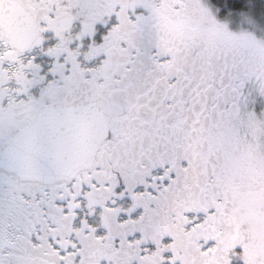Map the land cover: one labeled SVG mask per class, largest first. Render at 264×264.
<instances>
[{
    "label": "snow or ice",
    "instance_id": "6c2138e0",
    "mask_svg": "<svg viewBox=\"0 0 264 264\" xmlns=\"http://www.w3.org/2000/svg\"><path fill=\"white\" fill-rule=\"evenodd\" d=\"M0 264H264V0H0Z\"/></svg>",
    "mask_w": 264,
    "mask_h": 264
}]
</instances>
